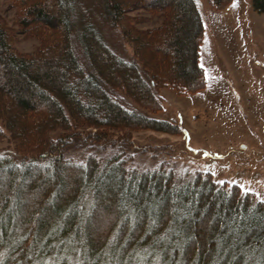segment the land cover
<instances>
[{
  "label": "trees",
  "instance_id": "obj_1",
  "mask_svg": "<svg viewBox=\"0 0 264 264\" xmlns=\"http://www.w3.org/2000/svg\"><path fill=\"white\" fill-rule=\"evenodd\" d=\"M232 1L208 0L214 10ZM7 2L0 138L3 127L20 159L0 158V264H264L254 193L208 171L131 164V133H181L148 116L162 109L159 90L206 85L196 0ZM251 5L264 13V0ZM137 11L159 24L139 28ZM19 37L35 48L17 50Z\"/></svg>",
  "mask_w": 264,
  "mask_h": 264
},
{
  "label": "rangeland",
  "instance_id": "obj_2",
  "mask_svg": "<svg viewBox=\"0 0 264 264\" xmlns=\"http://www.w3.org/2000/svg\"><path fill=\"white\" fill-rule=\"evenodd\" d=\"M196 3L204 28L199 65L206 85L186 95L168 88L159 90L162 109L148 116L174 122L181 133H131V164L151 169L164 163L179 172L208 171L215 181L236 184L264 202V13L255 12L251 0H233L221 10L212 9L208 0ZM13 15L7 0H0V17L10 25ZM132 16L146 19L138 25L143 29L160 22L158 16L145 11ZM110 41L130 59L127 46L117 38ZM36 44L19 37L15 46L30 52ZM1 130L0 158L18 162L20 156L9 135L3 127ZM82 145L73 143L67 153L79 156Z\"/></svg>",
  "mask_w": 264,
  "mask_h": 264
}]
</instances>
